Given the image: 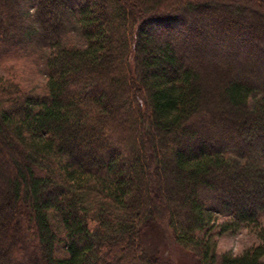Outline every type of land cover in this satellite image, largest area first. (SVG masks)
<instances>
[{
    "label": "trees",
    "instance_id": "trees-1",
    "mask_svg": "<svg viewBox=\"0 0 264 264\" xmlns=\"http://www.w3.org/2000/svg\"><path fill=\"white\" fill-rule=\"evenodd\" d=\"M8 39L0 264H166L162 225L195 264H264V0H0Z\"/></svg>",
    "mask_w": 264,
    "mask_h": 264
},
{
    "label": "rangeland",
    "instance_id": "rangeland-1",
    "mask_svg": "<svg viewBox=\"0 0 264 264\" xmlns=\"http://www.w3.org/2000/svg\"><path fill=\"white\" fill-rule=\"evenodd\" d=\"M255 6V5H253ZM252 6V7H253ZM22 14L26 16V10L22 11ZM28 27L26 32L27 33L34 32L33 30V23L29 22V24H26ZM54 30V29H53ZM10 38V37H8ZM80 44L81 42L78 41ZM14 49L16 51H22L25 50L22 48V46L19 45V47H16L17 49L13 48L12 45H10V41H5V45L3 47L0 46V51H4L6 49ZM0 66H4V63H0ZM22 67H24L28 63H22ZM21 68V66H19ZM18 68V69H19ZM27 69H20L21 73L25 78L27 77L28 80L32 81H38L39 83L44 82V76L41 73L37 72L36 68L28 67L26 65ZM5 72L4 67H0V73ZM246 80L251 83V80L245 76ZM260 81L255 82V84H259ZM142 143V147L145 144L144 137L140 139ZM150 141L148 142V146H150ZM95 161V160H94ZM84 163V162H83ZM95 164L99 165L97 161H95ZM94 165V166H97ZM125 167V165H124ZM118 171L122 169V167L117 168ZM153 198H151L152 200ZM165 199V196L163 194H160V196L157 197V202L162 203ZM152 206V205H150ZM153 207V206H152ZM151 207V208H152ZM220 221H223L222 219ZM262 223L264 224V217L262 218ZM153 233L148 234L144 240L146 244V248H148L151 252L152 251H158L160 256L163 258L164 262L166 264H195L194 259L189 255L187 252L183 251L175 242L174 238L172 237L171 233L165 225H162L159 230L156 228L152 229ZM259 240L256 236V234L253 231L247 230L245 228H241L238 232H230L226 233L223 236H220L217 239V250L219 254L224 253H232L234 255H240L244 251H246L249 247L252 245L258 244Z\"/></svg>",
    "mask_w": 264,
    "mask_h": 264
}]
</instances>
